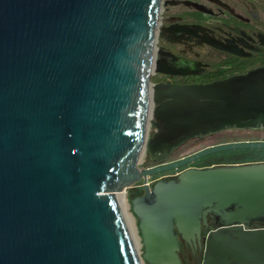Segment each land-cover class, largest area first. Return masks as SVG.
Here are the masks:
<instances>
[{
	"label": "water",
	"instance_id": "obj_1",
	"mask_svg": "<svg viewBox=\"0 0 264 264\" xmlns=\"http://www.w3.org/2000/svg\"><path fill=\"white\" fill-rule=\"evenodd\" d=\"M163 2L0 0V264H182L180 237L197 247L203 234V264H264V230L249 228L264 224V162L147 185L263 141L139 167L147 150L264 127V66L208 85L152 84ZM128 189L142 256L117 200ZM209 219L216 229L203 233Z\"/></svg>",
	"mask_w": 264,
	"mask_h": 264
},
{
	"label": "flooded vegetation",
	"instance_id": "obj_2",
	"mask_svg": "<svg viewBox=\"0 0 264 264\" xmlns=\"http://www.w3.org/2000/svg\"><path fill=\"white\" fill-rule=\"evenodd\" d=\"M153 85L199 86L247 74L264 66V0H164L159 19ZM155 128L153 127V134ZM237 135L252 136L241 141H263L264 127H231L205 136L188 140L170 153L151 154L150 167L173 162L194 154L207 146L232 142H217L218 137ZM151 136V137H152ZM212 161L209 165H230L212 156L202 158L178 170L168 171L152 178L178 179L189 168H208L199 162ZM222 162V163H219ZM148 168V167H147ZM138 183L135 188L143 193ZM252 230H264V224L254 222ZM212 232L216 229L209 219ZM180 237V236H179ZM194 247L180 237V258L186 264L199 261L197 255L205 252L204 240Z\"/></svg>",
	"mask_w": 264,
	"mask_h": 264
},
{
	"label": "rangeland",
	"instance_id": "obj_3",
	"mask_svg": "<svg viewBox=\"0 0 264 264\" xmlns=\"http://www.w3.org/2000/svg\"><path fill=\"white\" fill-rule=\"evenodd\" d=\"M152 136L151 134V127H150V130H149V138ZM252 137V136H251ZM250 136H247V135H237V136H230V137H218L216 141H214L215 143L217 142H234V141H237V140H247L248 138H251ZM241 142H244V141H241ZM152 165H149L148 164V153L147 151L144 153V155L142 156L141 160H140V163H139V167L140 168H147V167H150ZM167 181V180H166ZM129 190L127 192V195H126V201H127V206H128V211H129V214L132 216L133 220H134V226L136 228V235L138 237V240H139V248H138V252L140 253V255L142 256L143 254V244H142V239H141V236H140V232H139V228H138V220L136 219V217L133 215L132 213V209H131V200L129 199ZM125 196V195H124ZM204 255H205V252H203L201 255H197V258H199V261H192L191 264H203L204 262ZM185 258H186V261L187 263L186 264H189L188 263V256L186 255L185 253Z\"/></svg>",
	"mask_w": 264,
	"mask_h": 264
},
{
	"label": "trees",
	"instance_id": "obj_4",
	"mask_svg": "<svg viewBox=\"0 0 264 264\" xmlns=\"http://www.w3.org/2000/svg\"><path fill=\"white\" fill-rule=\"evenodd\" d=\"M213 157L220 161H228L230 164H242V163H260L264 162V150H235L222 152L213 155ZM212 161L199 162L203 166L210 167ZM222 163V162H219ZM142 194V193H139ZM147 264V263H145Z\"/></svg>",
	"mask_w": 264,
	"mask_h": 264
},
{
	"label": "bare ground",
	"instance_id": "obj_5",
	"mask_svg": "<svg viewBox=\"0 0 264 264\" xmlns=\"http://www.w3.org/2000/svg\"><path fill=\"white\" fill-rule=\"evenodd\" d=\"M125 194H118L117 195V200L119 202V205L121 207V210H122V213L125 217V221H126V224L128 226V229L130 231V234L132 236V239L134 241V244L138 250L139 248V240H138V237L136 235V228L134 226V220L132 218V216L129 214V211H128V206H127V201H126V196H124Z\"/></svg>",
	"mask_w": 264,
	"mask_h": 264
},
{
	"label": "built area",
	"instance_id": "obj_6",
	"mask_svg": "<svg viewBox=\"0 0 264 264\" xmlns=\"http://www.w3.org/2000/svg\"><path fill=\"white\" fill-rule=\"evenodd\" d=\"M160 181H166V179H163V178H156V179H154V178H152V177H150L149 179H148V181H147V185H154L155 183H158V182H160ZM142 183H141V185H140V187L142 188ZM129 190V192H130V189H128ZM128 190H125L122 194H125V196L127 195V192H128ZM118 195V194H117Z\"/></svg>",
	"mask_w": 264,
	"mask_h": 264
}]
</instances>
